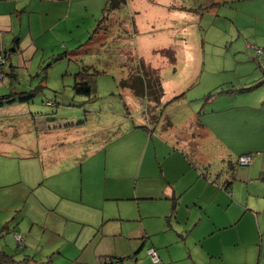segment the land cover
<instances>
[{
	"label": "rangeland",
	"instance_id": "1",
	"mask_svg": "<svg viewBox=\"0 0 264 264\" xmlns=\"http://www.w3.org/2000/svg\"><path fill=\"white\" fill-rule=\"evenodd\" d=\"M107 1L75 0L73 11L90 15L85 20H73L77 38L62 32L59 38L47 35L46 41L38 44L45 56L39 53L34 60L30 79L33 88L38 85L36 81L48 76L52 78L51 85L58 87V93L35 94L30 105L41 118L71 121L57 129L65 131L61 143H53L49 149L40 144L33 146L41 132L29 129L30 126L39 129L40 124L30 125L27 118L24 119L25 133L24 128L21 131L9 128L10 123L6 121L0 123V139L14 143L0 146V250L23 264L27 259L28 264H146L142 259L136 260L137 255L132 252L109 254L114 248H129L130 240L123 238V233L142 234L141 221L137 219L138 204L144 212L160 213L157 200L132 198L136 191L140 192L145 180L140 177L141 165L145 169L149 163L153 170L154 160L156 169L159 168L156 175L164 179L155 144L165 143L173 149L175 143L184 145L185 140L192 139L191 127L195 126L196 119L203 112L212 111L211 106L223 104L225 96L210 104L212 96L209 95L214 91L217 94V87L222 90L219 83L236 78V69L242 62L239 51L246 45L244 37L264 42L262 1L204 0V4L200 0H125L117 8L112 7V0L108 4ZM216 2L208 9L202 8ZM145 5L155 11L145 12ZM184 5L188 7L179 10ZM135 9L142 11L141 16L146 20L166 16L158 23L149 22L142 28L144 36H137L133 25ZM62 14L59 10L54 16L60 18ZM103 19L101 31L97 32L100 36L93 43L94 51H89L84 61H69L63 53L80 44L84 39L78 36L97 29ZM65 21L63 18L62 26L67 29L71 21ZM76 23L80 25L78 28ZM165 27L171 28L158 33ZM238 30L242 34L240 44L231 50ZM252 48H261L264 53L263 45L252 44ZM61 56L64 57L58 59ZM260 59L254 61L257 67ZM76 64H80V71L92 65L89 96L73 92ZM141 66L158 70L162 80L165 94L155 111L146 112L147 103L134 97L126 85ZM134 67L137 69L132 70ZM38 69L43 70L42 77L36 75ZM256 79L264 81V74ZM261 88L264 90V85ZM177 96L180 98L171 102ZM250 96V92H244L238 99ZM261 96L262 91H256L252 99ZM221 120H214V124ZM194 133L197 140L205 142L206 153L210 152L212 143ZM229 137L228 142L222 140L229 157L225 160L219 157L214 162L235 160L231 151L237 147L234 134ZM240 141L242 149L244 139ZM32 146L38 151L33 153ZM214 152L218 153L219 149ZM119 162L128 171L114 174L112 170ZM117 187L125 198H116ZM15 233L24 237L22 245L26 248L18 243ZM141 241L149 240L144 234ZM133 242L136 244L138 240ZM150 247L153 246L146 245L144 252ZM254 250L261 252L255 264H264V245L258 244ZM227 256L224 252V257ZM148 258L151 260L149 255ZM226 258L224 264H238ZM211 263L222 264V261L204 260L201 264Z\"/></svg>",
	"mask_w": 264,
	"mask_h": 264
},
{
	"label": "crops",
	"instance_id": "2",
	"mask_svg": "<svg viewBox=\"0 0 264 264\" xmlns=\"http://www.w3.org/2000/svg\"><path fill=\"white\" fill-rule=\"evenodd\" d=\"M200 1L205 4L204 0ZM258 1L264 3V0ZM74 2L75 0H0V49L10 52L4 70L6 79L0 80V96L11 95V99L16 100L12 104L0 106V123L6 121L10 123L9 128L20 130L24 128L25 131L21 130L23 133L27 130L24 119L27 118L30 125L40 124L39 129L31 126L29 129L34 131L37 129L41 132L38 139L32 143L33 146L40 144L49 149L53 147V143L60 144L65 131L57 129L71 122L65 118L60 120L54 117L41 118L42 116H38L30 105L31 99L22 101L19 100L22 99L19 95L32 91L34 95L58 93L56 91L58 87L51 85L52 78L48 76H44L39 82L36 81L38 85L33 88V82L30 80L33 78L31 69L39 53L40 56H45L38 44L40 41H46L47 35L59 38L64 33L66 36L69 34V37L77 38L72 28L75 23L73 20H85L90 15H83L79 10L73 11ZM215 4L217 2L202 8L208 9ZM186 7L188 6L184 5L179 10ZM59 10L63 14L60 18H55L54 14ZM149 11L155 10L145 5V12ZM166 11L171 12L170 9ZM142 14V11L135 9L133 25L137 36H144L142 28L149 22L158 23L166 16L163 14L157 19L146 20L141 16ZM187 14L189 16L188 11ZM260 17L264 31V15ZM63 18L66 23L71 21L67 29L62 26ZM76 24L78 28L80 25ZM169 28L171 27H165L158 33L162 34V31ZM95 29L79 35L78 38L84 40L89 35V39L83 40L63 53L64 56L69 57V61L80 62L81 59L84 61L89 51H94L93 43H97L96 38L100 36L94 33ZM137 31L139 33H136ZM241 36L238 30V38L232 39L234 44L230 46L231 50L232 47H238ZM103 38L99 39L100 42ZM244 39L246 45L242 48L243 51H239L242 62L236 69V78L219 83V86L223 87L222 90L217 87L218 95L214 91V95L209 99L212 104L214 100L218 101L221 96H225L223 104L211 106L212 111H205L199 119L197 118L198 120L196 119L195 126L191 127L193 138L185 140L184 145L175 143L172 149L165 143L155 144L156 159L158 165L163 167L164 179L156 175L159 168L157 166L156 169L154 160L153 170L149 168V163L146 164L145 169H143L144 164L141 165L140 177L143 176L145 180L140 192L136 191L132 198L157 200L160 213L144 212L138 204L137 219L141 221L142 234L123 233L121 236L130 240L129 248L128 246L125 248L123 246L121 250L114 248L110 251L112 253L109 252L110 255L132 252L137 255L136 260L142 259L146 264H201L204 260L210 262L220 260L224 264L223 260L226 258L224 252H226L228 254L226 259L232 263L255 264L256 257L261 252L257 253L254 248L258 244L264 245V90L261 88L264 81L260 82L256 79L261 73L264 74V67L252 44L264 46V42L251 36ZM69 42L71 45L72 42ZM81 52L86 54L82 55ZM262 55L264 62V53ZM63 57L61 56L60 59ZM259 59L257 67L254 61ZM76 66L74 76L85 69L80 71V64ZM89 67L91 69L92 65ZM42 74L43 70L38 69L36 75L42 77ZM254 83V86L246 87ZM256 91H262V96L259 99L258 97L252 99ZM244 92H250L251 96L238 99L239 94ZM211 116L215 118L211 120ZM219 118L222 119L220 123L214 124V120ZM194 131L199 137H205L212 143L209 147L212 156L209 151L206 153L205 142L197 140ZM231 134H234L237 146L231 150L236 157L235 160L228 159L225 163L214 162L216 158L221 157L225 160L229 157L226 152L228 150L223 149V141L228 142ZM240 139H244L242 149L239 147ZM12 144L14 143L9 140L0 139V146L6 147ZM215 149H219V152L215 153ZM35 151L38 150L33 147L32 152ZM204 152L206 155L203 154ZM258 153L259 155L249 166L238 165V157ZM165 170L168 172L166 173ZM127 171L128 168L122 162L117 163L112 170L114 174ZM115 192L116 198H125L119 193V187L115 188ZM120 215L124 218L122 212ZM144 234L149 240L147 242L157 250L160 258L158 263L150 260L147 252H144L145 246L149 245L141 241ZM133 239H137L138 243H132ZM20 245L27 247L24 244Z\"/></svg>",
	"mask_w": 264,
	"mask_h": 264
},
{
	"label": "trees",
	"instance_id": "3",
	"mask_svg": "<svg viewBox=\"0 0 264 264\" xmlns=\"http://www.w3.org/2000/svg\"><path fill=\"white\" fill-rule=\"evenodd\" d=\"M110 1V0H108ZM107 1V4H108ZM114 3L112 4L113 8L120 7L122 3H124L125 0H112ZM103 18V17H102ZM105 22V19H103V22H100L98 24V28L95 30L94 33H97L101 31L102 24ZM93 33V34H94ZM16 43L18 44V39L16 38ZM255 51V49H254ZM0 53L2 58H4V61L0 64L1 66V72L0 75L2 77L0 78L1 81H4L6 79L5 74V65L9 60L10 52L6 49H0ZM256 55L260 57V55L255 51ZM59 57L58 59H60ZM148 68V67H146ZM141 66L137 69V67L132 68V70L137 69L135 72H133V75H131L128 80L126 81V85L129 87L130 92L138 97L140 100L147 103L148 106H146V112L148 110L155 111V109L158 107V105L161 103L163 97H164V88L162 84L161 77H158V70L148 68ZM90 68H85L82 72L75 74V82L72 87L74 94L76 95H85L89 96L92 93V78L91 76L93 73ZM214 93H211L209 96H213ZM25 96V98H23ZM19 100L27 101L32 99L34 97V92L25 93L23 95H19ZM180 97L177 96L171 100V102H174L178 100ZM16 100L11 99V95L7 96H0V106L8 105L14 103ZM49 105L52 106L53 104L49 102ZM18 234V233H15ZM20 235V234H19ZM23 237V236H22ZM19 244L23 243V240L19 241ZM28 259L25 261L26 264ZM0 264H23L19 261H17L12 255H9L8 253L0 250ZM106 264H110L106 263Z\"/></svg>",
	"mask_w": 264,
	"mask_h": 264
},
{
	"label": "built area",
	"instance_id": "4",
	"mask_svg": "<svg viewBox=\"0 0 264 264\" xmlns=\"http://www.w3.org/2000/svg\"><path fill=\"white\" fill-rule=\"evenodd\" d=\"M255 51L261 55L262 54V50L261 48H255ZM4 61V58H2L1 53H0V64ZM1 66V65H0ZM0 72H1V67H0ZM2 77V75H0V78ZM257 154H246V155H242L239 157V165L241 166H247L250 165L252 163V161L254 160V157ZM15 237L17 240L21 241L23 240V237L19 234H15ZM147 254L150 256V258L153 260V262L158 263L160 261V258L158 256L157 250L154 247H150L147 250Z\"/></svg>",
	"mask_w": 264,
	"mask_h": 264
}]
</instances>
